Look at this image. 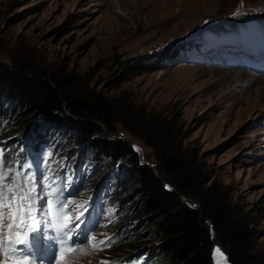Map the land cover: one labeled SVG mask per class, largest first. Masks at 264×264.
Listing matches in <instances>:
<instances>
[{
  "label": "rangeland",
  "instance_id": "1",
  "mask_svg": "<svg viewBox=\"0 0 264 264\" xmlns=\"http://www.w3.org/2000/svg\"><path fill=\"white\" fill-rule=\"evenodd\" d=\"M260 20L264 0H0V61L28 58L44 73L67 77L77 89L111 102L108 124L116 137L138 147L155 171L158 158L144 136L160 138L144 120L169 126L172 135L164 143L193 160L199 173L193 186L213 189L239 210L251 232L253 261L247 264H264V28H254ZM234 34L255 46L249 67L232 59L230 52L248 48L231 40ZM187 40L200 47L177 55ZM209 42L228 50L195 59ZM241 72L247 77L237 80L234 74ZM254 78L259 83H247ZM0 104L6 113H0L5 166L23 171L15 165H30L53 176L69 201L87 202V227L73 237L76 251L66 254V264H169L154 249L157 240L139 213L128 166L132 148L109 158L61 126H44L22 105L1 98ZM69 208L72 216L83 211ZM122 231L131 238L114 237ZM100 240L110 246L90 247L89 241ZM212 241L220 245L217 237ZM117 248L121 254L114 253ZM4 260L0 251V264Z\"/></svg>",
  "mask_w": 264,
  "mask_h": 264
},
{
  "label": "trees",
  "instance_id": "2",
  "mask_svg": "<svg viewBox=\"0 0 264 264\" xmlns=\"http://www.w3.org/2000/svg\"><path fill=\"white\" fill-rule=\"evenodd\" d=\"M0 98L40 115L44 126L53 123L67 129L75 141L85 143L90 150L109 158L131 148L126 141L116 137L114 127L108 124L114 112L111 102L77 89L67 77L44 73L28 58L8 63L0 61ZM141 115L139 113L137 119H142ZM120 121L132 129L126 121ZM144 124L154 131V137L160 138L156 140L142 131L144 142L158 158L159 170H153L147 163H139L135 152L129 156L128 166L135 176L140 195L139 213L146 220V232L157 240L154 249L169 264H209L212 244L209 223L232 264L253 261L248 254L251 232L239 210L213 189L193 186L199 175L193 160L171 143H164L163 139L172 135L169 126L148 119ZM131 131L140 135L139 131ZM110 134L113 136L109 137ZM126 179L125 183H128L130 180ZM164 183L172 190H166ZM182 198L192 199L196 204L190 207ZM127 232H119L117 237L131 238ZM122 251L117 248L114 253L121 254Z\"/></svg>",
  "mask_w": 264,
  "mask_h": 264
},
{
  "label": "snow or ice",
  "instance_id": "3",
  "mask_svg": "<svg viewBox=\"0 0 264 264\" xmlns=\"http://www.w3.org/2000/svg\"><path fill=\"white\" fill-rule=\"evenodd\" d=\"M21 168L24 170L6 167L0 151V251L5 257L2 264H9V260L11 264H45L44 258L38 255L42 248H58V256L53 255L52 260L55 264H66V253L76 251L72 247L76 242L73 237L78 238L87 227V202L69 201L53 176L37 174L30 165H21ZM9 176L11 183H6ZM69 205L83 211L72 216ZM5 220L8 221L7 235H3ZM49 232L53 234L49 235ZM106 239L110 241V238ZM89 244L94 250L110 246L106 240L89 241ZM79 251L83 253L84 249ZM216 252L223 255L219 248Z\"/></svg>",
  "mask_w": 264,
  "mask_h": 264
},
{
  "label": "water",
  "instance_id": "4",
  "mask_svg": "<svg viewBox=\"0 0 264 264\" xmlns=\"http://www.w3.org/2000/svg\"><path fill=\"white\" fill-rule=\"evenodd\" d=\"M131 148L137 154V156L139 158V163L144 162L141 159V157H140V150H139V148L136 147L135 145H131ZM144 163H147V162H144ZM163 186H164V188L166 190H172V187L168 186L167 184H164ZM182 199L190 207H193L194 204H195L190 199H184V198H182ZM207 225H208V228H209L210 238H213L214 237V232L211 229L210 224L207 223ZM216 248H219L220 249L221 253H223L222 256L219 253L216 252ZM217 262H219V264H232L228 260L226 253L222 250V248L220 247L219 243L212 241L211 248H210V252H209V264H217Z\"/></svg>",
  "mask_w": 264,
  "mask_h": 264
},
{
  "label": "bare ground",
  "instance_id": "5",
  "mask_svg": "<svg viewBox=\"0 0 264 264\" xmlns=\"http://www.w3.org/2000/svg\"><path fill=\"white\" fill-rule=\"evenodd\" d=\"M207 45H209L208 43H207ZM244 73L243 72H241V73H235L234 75H235V78L238 80H244V79H246V75H243ZM230 77V76H229ZM228 77V78H229ZM245 77V78H244ZM252 82L253 83H256L257 84V82L258 81H256V78H254V79H249V81L247 82V83H251L252 84ZM259 83V82H258ZM55 264V263H54Z\"/></svg>",
  "mask_w": 264,
  "mask_h": 264
}]
</instances>
